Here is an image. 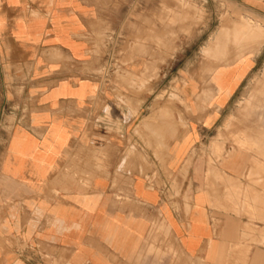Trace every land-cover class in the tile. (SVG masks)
<instances>
[{
	"label": "crops",
	"instance_id": "obj_1",
	"mask_svg": "<svg viewBox=\"0 0 264 264\" xmlns=\"http://www.w3.org/2000/svg\"><path fill=\"white\" fill-rule=\"evenodd\" d=\"M195 1L228 7L239 53L180 65L165 105L90 72L108 23L164 0H0V264H264V137L228 138L264 0Z\"/></svg>",
	"mask_w": 264,
	"mask_h": 264
},
{
	"label": "rangeland",
	"instance_id": "obj_2",
	"mask_svg": "<svg viewBox=\"0 0 264 264\" xmlns=\"http://www.w3.org/2000/svg\"><path fill=\"white\" fill-rule=\"evenodd\" d=\"M152 13L149 20L108 23L99 37L102 63L90 72L107 78L118 95L148 93L153 94L157 103L171 104L180 92L179 79H173L178 76L180 65L188 60L227 63L239 53L226 52L228 7L220 1L205 7L195 0H164L159 15L156 8ZM137 17L139 15H134ZM222 22L226 30L224 42L220 37ZM235 24L229 20V28L235 29ZM210 37L216 56H205L201 51L203 47L200 46L206 44ZM237 40L236 36L232 37L234 48H239ZM262 61L259 72L243 89L237 106L238 117L228 128V138L239 147L246 145L242 140H251V134H257L253 139L264 137V53ZM108 64H111L109 70L106 68ZM153 251L151 247L147 253L152 254Z\"/></svg>",
	"mask_w": 264,
	"mask_h": 264
},
{
	"label": "bare ground",
	"instance_id": "obj_3",
	"mask_svg": "<svg viewBox=\"0 0 264 264\" xmlns=\"http://www.w3.org/2000/svg\"><path fill=\"white\" fill-rule=\"evenodd\" d=\"M233 23V22H232ZM239 24H241V23H239ZM246 25V24H245ZM232 30V29H231ZM249 30V29H248ZM235 33H236V31H235ZM247 36V35H246ZM249 36V35H248ZM249 38V37H248ZM247 38V39H248ZM255 41V40H254ZM248 42V41H247ZM235 43V42H234ZM241 43V42H240ZM213 45V44H212ZM243 45V44H242ZM223 48V47H222ZM243 53V52H242ZM239 55V54H238Z\"/></svg>",
	"mask_w": 264,
	"mask_h": 264
}]
</instances>
